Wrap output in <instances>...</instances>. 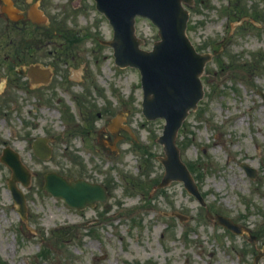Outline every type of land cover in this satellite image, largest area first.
Masks as SVG:
<instances>
[{
	"label": "rangeland",
	"instance_id": "1",
	"mask_svg": "<svg viewBox=\"0 0 264 264\" xmlns=\"http://www.w3.org/2000/svg\"><path fill=\"white\" fill-rule=\"evenodd\" d=\"M17 1L26 9L38 3L49 23L43 29L20 24L8 39L4 35L11 24L1 13L4 0H0V156L4 147H12L34 174L32 186L25 190L28 220L24 222L8 188L11 172L0 162V264H254V252L264 248V100L258 94L264 93V32L247 23L242 26L240 17L232 15L241 16L246 8L247 16H254L255 7L264 10V5L249 0H194L190 9L191 41L202 52L221 51L204 72L205 99L178 136L182 160L191 166L202 188L206 203L202 208L181 183L173 182L160 192L150 185L151 178L138 177L145 160L133 151L131 140L120 141L114 150L116 136L103 139L108 132H97L90 140L84 132L67 131L66 110L84 120L72 125L76 129L103 126L107 117L102 113L120 110L136 142L152 152L147 164L154 167L144 174L163 177L164 168L154 158L165 156L157 143L165 122L145 121L140 73L116 67L113 49L99 44L110 41L114 33L110 22L96 11L95 2ZM137 21L143 49L151 50L159 31L148 20ZM77 34L82 38L78 44ZM25 48L32 61L40 57L56 64V79L63 87L57 84L54 100L53 94L44 95L54 103L51 106L37 107L28 94L17 93L7 83L19 67L11 58L17 53L22 56ZM79 53L83 66L74 75L64 72L65 61L70 65V56L79 58ZM76 99L85 103L80 111ZM39 135L53 138L51 161L32 156L31 144ZM242 163L257 170L256 179L248 177ZM49 171L68 177L86 174L108 185V203L81 212L70 209L43 191V177ZM148 198L153 200L149 205ZM207 210L234 219L257 240L230 234L207 219ZM174 212L186 215L188 221L181 223L172 216ZM44 249L48 260L41 259Z\"/></svg>",
	"mask_w": 264,
	"mask_h": 264
},
{
	"label": "water",
	"instance_id": "2",
	"mask_svg": "<svg viewBox=\"0 0 264 264\" xmlns=\"http://www.w3.org/2000/svg\"><path fill=\"white\" fill-rule=\"evenodd\" d=\"M99 9L104 11L116 28V56L121 66L131 65L141 69L144 77L145 103L144 112L148 119L158 117L167 120L165 136L161 139L166 144L165 150L170 154L169 161L165 162L167 173L162 185L172 180L185 181V186L199 197L196 186L184 164L180 162V154L175 146V138L182 122L197 102L202 98V86L197 80V73L193 65L183 63L187 53L192 60L195 52L185 41L184 24L182 16L186 13L181 7L182 2L191 0H97ZM147 15L154 20L161 29L163 27L175 28L174 37L163 31L162 42L156 44L154 53L147 54L139 50L138 41L134 36V15ZM34 18V16H32ZM45 19V18H44ZM178 31L181 34H178ZM207 58L202 60L205 64ZM195 62V60H193ZM204 65H201V68ZM201 72V71H200ZM200 75V73H199ZM198 75V77H199ZM40 142L34 147L36 154L47 159L51 152ZM44 146V147H43ZM48 154V155H47ZM10 163H12L16 176L27 175L17 154L10 152ZM14 158V160L12 159ZM23 172V173H22ZM47 189L57 197H62L70 206L80 209L87 204L94 206L99 199L105 200L98 188H89L85 182H74L70 186L61 176L49 174L46 178ZM15 198L23 202V196L15 190ZM222 224L235 232L242 234V230L231 220L217 218ZM262 255V253H261Z\"/></svg>",
	"mask_w": 264,
	"mask_h": 264
}]
</instances>
